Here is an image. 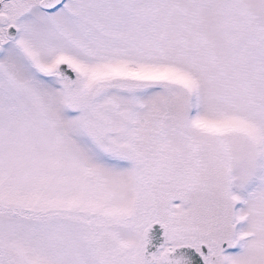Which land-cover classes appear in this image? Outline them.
<instances>
[{
	"label": "snow or ice",
	"instance_id": "1",
	"mask_svg": "<svg viewBox=\"0 0 264 264\" xmlns=\"http://www.w3.org/2000/svg\"><path fill=\"white\" fill-rule=\"evenodd\" d=\"M0 264H264V0H0Z\"/></svg>",
	"mask_w": 264,
	"mask_h": 264
}]
</instances>
